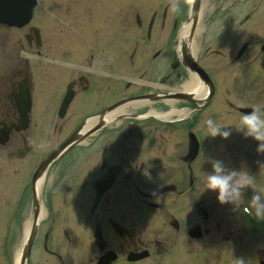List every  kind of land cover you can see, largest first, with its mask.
<instances>
[{"label": "flooded vegetation", "instance_id": "1", "mask_svg": "<svg viewBox=\"0 0 264 264\" xmlns=\"http://www.w3.org/2000/svg\"><path fill=\"white\" fill-rule=\"evenodd\" d=\"M105 41L107 47H104L103 50H106L107 56L100 60V68L95 69L94 67L96 61L94 43L87 45L85 53L77 55L79 61L89 63L91 68L76 66L77 70L72 72L68 79V85L73 90V97L69 104V106H72L69 110L70 115H87L98 111L113 101L110 86L111 56L108 50L110 39L107 38ZM58 48L62 50L64 45H58ZM134 55L135 50L131 56ZM172 57L176 60L173 54ZM122 59H125V56H121L119 62ZM172 63L173 67L168 74L170 77L167 82L171 90L177 92L179 82L188 77V72L185 71L183 66L177 64V61ZM6 71L11 74L7 75ZM96 72L99 74L98 77L95 75ZM23 77L26 78L21 67L9 66V64L0 66V170L6 163L11 172L23 171L30 175L42 157L59 143L73 127L64 135V122L58 121L52 129L57 142H51L48 147L45 140H43L47 126L41 123L43 116L48 114L47 109L41 107V119L39 121L37 119L32 120L31 116L34 111L32 96L26 123L22 121L21 113L17 109L16 96L19 95L21 90L22 81L20 80ZM27 81L30 82L29 79ZM133 112L139 113V111ZM155 130V126L149 130L151 135ZM100 132H103L105 140L99 144L98 148L94 139L72 147L46 167L41 174L38 185L39 201L46 212V220L48 218L50 221L52 216L53 219L56 218V223H59L57 211L62 212L64 209L66 215L63 211V226L74 227V223H76L85 234L84 237L69 234L65 238L67 241H82L84 243L82 254L86 264H94L99 251L91 234H89L90 225H95V223L100 224L103 236L106 239L105 248L113 249L116 253L112 264H117V262L127 264L124 258L128 251L150 250L154 247L157 251L163 250L166 242L173 241L175 231L180 229L183 232L182 237L189 240L187 231L193 223L203 224L202 229L206 228L207 224H211L215 229L216 238L220 242L234 238L232 235L238 226L235 224L234 216L232 217L230 212L236 214L237 210L232 204H221L217 200L215 190H211L210 196L197 194L194 210L190 209L191 205L187 203L184 206L189 207L188 212L183 213L184 209L179 206L177 209L178 215L168 214V232H161V235H158V230L145 232L140 230L139 232V213L135 217L138 227H130V231L123 230L119 233L113 230L110 220L113 219L121 226L127 227L122 221V214L127 211V208L139 210V195L141 196V202L147 200L142 191L152 190L155 188L154 185H159L158 182L153 181L159 178L160 164L154 155H139V116L131 117L128 124H120V126L106 125ZM103 150L105 155L102 158L101 152ZM161 173L162 176L165 175L163 179H167L164 183L166 181L171 183L163 184L162 190H173L172 192L181 195L185 187L183 180L186 177L181 163L179 161L175 163L173 170H166L163 167ZM108 178L112 179L110 184L104 188L96 199L95 183ZM31 192L32 187L29 190L28 205L31 203ZM71 193H78L77 198L73 199V203L78 205L75 215H71L67 211L66 204L59 202L61 200L60 194ZM46 195L51 196L50 204L47 202ZM127 195L134 196L131 198L130 204ZM60 204L63 208L60 207ZM113 209L115 212L112 213L111 210ZM211 210L220 211L217 216L210 219L209 213ZM193 217H195L194 221L189 223ZM45 218L40 219L39 223L43 224ZM172 218H176L175 221L178 223H173ZM62 232H65V229ZM137 262H139V259L134 260L132 263Z\"/></svg>", "mask_w": 264, "mask_h": 264}, {"label": "rangeland", "instance_id": "2", "mask_svg": "<svg viewBox=\"0 0 264 264\" xmlns=\"http://www.w3.org/2000/svg\"><path fill=\"white\" fill-rule=\"evenodd\" d=\"M138 4H136V8H135V13H139V16L141 17V19L143 17L147 18L148 15L150 14V11L154 8L157 7V3L153 0H137ZM217 4H219L218 2L215 3L213 5V7L215 8L217 6ZM211 5V8H213ZM129 11V9H128ZM208 11V10H206ZM48 17L49 18V14L47 15V11L45 9H40V13H39V17ZM131 17H133V15L128 14V18L130 19L127 23L128 27H136L135 23H134V19H132ZM207 20H202V25L205 26V22ZM216 23V22H215ZM214 23V24H215ZM203 32H200L197 34L196 38H197V43L198 46L201 44L204 48L205 45H209L210 47L208 49H212V48H217L219 50H221V42H219V36L215 37L210 35L209 33L206 34H202ZM218 35V33H217ZM225 33L222 34V36H224ZM246 37H248L247 34H245ZM259 36H256L255 38H257ZM231 40H229L227 43L231 44V45H236V41L238 42V37H230ZM242 36L239 37V39H241ZM160 43H164L161 42ZM149 45L145 44V48L143 53L141 54V58L142 60L146 57V55L149 53L150 50ZM231 47L228 48H223L224 52L223 55H210L208 54L207 57H200V59L205 60L206 65L213 67V69H215L217 76H221V77H226L231 79V74L234 72V68L228 67L227 66V62L229 61L230 57H232V55L234 54V48H232V51H230ZM200 47L198 48V53H200ZM229 50V52H227ZM208 51V50H207ZM232 54V55H231ZM251 55V52H248L246 55V58H249ZM256 68L258 69V66H256ZM223 69V70H222ZM231 69V71H230ZM232 72V73H231ZM257 72H253L250 74V76H248L245 72L246 77H243L246 79H249L247 81V83L250 86H246V87H240V89H236L234 84H232L231 80H227L226 83L223 82L220 84L219 86V91L222 92L223 90V85L225 87H227L229 95L233 98H240L239 102L240 103H245V102H249L252 103L253 106L254 105H261L262 103H264V77H260L258 75H256ZM36 77L39 78V70L36 73ZM230 83V85H228ZM240 84V82H239ZM250 88V89H249ZM220 92L218 93V98L220 96ZM217 106L218 110H224L225 106H221L220 103H216L215 107ZM226 108V107H225ZM222 113V112H220ZM219 120H221V122H223V124H228L231 125L233 124L234 120H235V115L230 114V115H223L218 117ZM146 122V121H145ZM180 122V121H179ZM201 122V124H200ZM141 124H145V123H141ZM140 123L139 125L142 126ZM196 127L199 126H203V122L202 121H196L195 122ZM162 126V125H161ZM181 126V123H173V124H169L168 125H164L162 126L158 131H159V137H157V141L159 142V148H158V156L163 158V161L165 159L168 160V157H170L171 151L174 152H179L182 150L181 148V144L179 143V139H180V135H182L183 133V129L181 131H179V127ZM143 129V128H142ZM171 130H175L173 132H171ZM178 131V133H177ZM144 135V133H143ZM246 139H240V140H246V141H250L252 140L253 142H255V145L257 144L256 141H254L251 137H245ZM224 140L227 143V147L230 150V152L232 151V153L228 152V155L225 154L227 152V149H223L222 153L219 152L217 150L216 155L220 154V158L225 157V162H228V156H229V162L231 161L230 158L231 157H235L238 156V154L240 156H243V147L241 146L240 148H238L240 151H237L236 148H233L231 142L235 141V138L233 137L232 134L229 135V137L224 138ZM247 150V149H246ZM245 150V151H246ZM249 150H251V152L255 155V156H264L263 152H257L256 151V147L254 148H250ZM239 157V156H238ZM240 158V157H239ZM22 178V174L17 175L14 180L11 183V188L8 189V191L6 192V195L4 197H2V199H0V234L2 233V230H4L3 228V216L5 215L7 208L9 207L10 201L12 199V196L14 195V191L17 187L18 182L20 181V179ZM208 192V190H207ZM246 193L250 196H252V192L251 191H246ZM171 197V193H166L163 194L161 196L158 197L157 201H160L161 203L167 202L170 200ZM141 209V210H140ZM139 218H141V224L142 227H144V229H151L154 227H157L158 230H160L161 232L166 231L168 232V228L166 225H162L158 222L162 221V218L156 217L155 213L157 210L154 211H148V210H144L142 208H140L139 205ZM220 210H211V212L209 213L210 215V219H212L214 216H217ZM23 216V211L20 212V214L17 217V221L14 223L13 226V230L10 236V240H9V253L11 254L12 258L14 259L15 256V252L17 251L18 247H20V242H21V236H22V224L20 222V219ZM193 220H190L189 223H192ZM207 225H211V224H207ZM235 237L233 238L232 241H225L224 243H220V241L216 238V233L212 232L210 234H207L204 237H201L198 240L195 241H186L181 240V241H176L177 244V249L176 247H174L176 252H170L165 254V256L161 257V256H157L155 257H149L148 258V263L147 264H155V261H157V258L161 259L162 263L164 264H212V260L210 259V255L212 254V252L216 251L219 252L220 257H222L223 260V264H227L228 262H230L231 264H235V258L239 257L242 258L246 261V264H251V259L250 256H252V253L250 255V251H249V244H250V238L248 235V230H245L243 228H238L235 231ZM56 248H59L60 250H62V252L64 253H70L68 258L71 260L74 257V253L69 251V249H67L66 245L63 244H54ZM256 245V243H253L251 241V252H252V248ZM69 248V247H68ZM72 250V249H71ZM39 251L40 249L38 248L37 244H34L33 246V250L31 252V256H30V264H46L47 262V256L46 255H39ZM73 251V250H72ZM153 251H155L153 249ZM201 261V263L198 260ZM77 262V260L74 258L71 260L72 263ZM145 263V264H146ZM0 264H5L4 258L2 256V252L0 250Z\"/></svg>", "mask_w": 264, "mask_h": 264}, {"label": "clouds", "instance_id": "3", "mask_svg": "<svg viewBox=\"0 0 264 264\" xmlns=\"http://www.w3.org/2000/svg\"><path fill=\"white\" fill-rule=\"evenodd\" d=\"M207 136L227 138L231 129L218 124L211 117L204 121ZM235 130L242 132L245 137H251L256 144V151L264 152V106H251V111L239 115ZM211 170L206 172L203 190H215L217 200L237 207L243 200L242 192L254 185V176L245 169H231L218 159L210 160ZM243 212L264 219V193L254 191ZM235 264H246L242 258H235Z\"/></svg>", "mask_w": 264, "mask_h": 264}, {"label": "bare ground", "instance_id": "4", "mask_svg": "<svg viewBox=\"0 0 264 264\" xmlns=\"http://www.w3.org/2000/svg\"><path fill=\"white\" fill-rule=\"evenodd\" d=\"M186 26L188 28V25L185 24L181 27V29L179 31L180 42L182 41V43L190 45L191 52H194L195 51V44H194V42H192V39H189L188 34H187V29L185 28ZM195 84H196V78L194 75H192L191 78L189 79V81L187 83L182 84V86L193 87V86H195ZM202 90L203 89L201 87H199L197 94L199 95L202 92ZM165 101H170V99H166ZM125 108L126 107H121L120 109H125ZM170 112L171 111H168V112L164 113V115H162V116L167 117V116H169ZM177 112H179V111H177ZM18 256H19V252L17 251V253L15 255V264H17Z\"/></svg>", "mask_w": 264, "mask_h": 264}, {"label": "water", "instance_id": "5", "mask_svg": "<svg viewBox=\"0 0 264 264\" xmlns=\"http://www.w3.org/2000/svg\"><path fill=\"white\" fill-rule=\"evenodd\" d=\"M26 255V251H24L23 255H22V259L25 257Z\"/></svg>", "mask_w": 264, "mask_h": 264}]
</instances>
